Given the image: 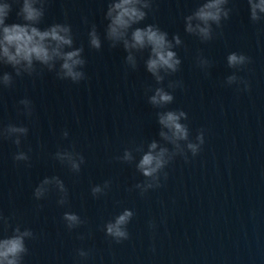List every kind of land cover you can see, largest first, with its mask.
Segmentation results:
<instances>
[{
    "label": "water",
    "instance_id": "water-1",
    "mask_svg": "<svg viewBox=\"0 0 264 264\" xmlns=\"http://www.w3.org/2000/svg\"><path fill=\"white\" fill-rule=\"evenodd\" d=\"M202 2L153 0V10L137 25L156 24L169 39L178 34L182 40L174 49L180 69L163 85L146 71L147 50L137 53L133 70L125 63L123 46L112 48L105 39L108 0L46 4L39 27L66 22L74 47L84 48L86 78L79 83L60 80L39 65L36 74L17 77L11 66L0 64V74L14 78L11 87H0V127L28 128L19 146L14 137L0 138V212L11 224L6 234L17 224L35 234L26 241L29 253L23 264H264V20H250L247 0H229L230 18L220 28L213 25V39L202 42L184 25V17ZM19 7L13 4L7 23L18 22ZM93 24L102 40L100 50L89 46ZM231 52L251 62L242 70L230 68L226 57ZM198 56L209 60V67H199ZM233 73L248 82V90L226 84ZM169 81H181L182 87L173 91ZM159 86L174 95L165 109L148 103V89ZM25 98L32 102L31 116L19 104ZM169 109L184 110L190 138L202 129L205 143L197 156L188 154L187 162L176 157L165 169L163 186L142 196L134 188L144 180L135 168L142 153L134 147L143 145L147 151L156 140L171 148L159 136L156 116ZM73 147L85 160L79 173L54 158L58 150ZM126 148H133L131 164L116 159ZM18 151L28 153L29 161H15ZM52 176L68 190L63 206L55 188L41 200L34 197L39 183ZM105 181L111 182L106 194L94 197L91 188ZM124 208L134 212L130 235L116 243L104 225ZM66 211L85 223L68 230L62 218ZM78 249L89 256L78 257Z\"/></svg>",
    "mask_w": 264,
    "mask_h": 264
},
{
    "label": "clouds",
    "instance_id": "clouds-1",
    "mask_svg": "<svg viewBox=\"0 0 264 264\" xmlns=\"http://www.w3.org/2000/svg\"><path fill=\"white\" fill-rule=\"evenodd\" d=\"M48 0H5L0 3V64L11 66L15 76L24 74L32 76L37 73V65L49 72H55L60 80H70L79 83L86 78L83 68L86 60L83 57L84 48L74 47V35L72 27L68 23H54L46 28L39 27L45 16ZM249 5L250 20L258 23L264 20V0H247ZM13 4H19L16 12L18 22L7 23ZM229 0H203L191 14L184 17L185 32L198 37L202 42L213 39L214 29L222 26V21L228 20L233 11L227 7ZM153 10V0H108L105 19L108 21L105 27V39L110 42L112 48L122 45L127 53L125 63L135 70L137 68V53L148 51V58L144 61L145 68L154 78L157 85H163L165 77L179 71L181 59L174 49L182 44L178 34L169 39L166 31L156 24H147L139 27L146 20L148 12ZM89 46L92 49L100 50L102 40L95 24L88 32ZM227 65L230 68L242 70L251 62V58L243 53L231 52L227 55ZM57 64L59 68L57 69ZM197 65L207 68L209 60L203 56L197 57ZM12 73L3 72L0 74V87L9 88L13 85ZM226 84H243L244 90L249 89V84L235 73L226 78ZM169 89L173 91L182 87L181 81H169ZM152 94L148 96V103L157 109L165 107L174 101L172 92L165 87L159 86L148 89ZM23 105L24 113L32 115V102L25 98L19 101ZM158 123L161 127L159 136L166 145L162 146L158 141L153 140L147 145L144 151L143 145L134 147L135 152L142 153L139 161L135 164L136 170L144 177L142 182L134 185L143 196L149 190L162 187V179L167 180L168 172L165 170L176 157H183L187 162L189 153L192 157L197 156L205 143L204 131L201 129L195 139L190 138V129L187 123V113L182 109L162 110L156 113ZM28 128L8 124L0 127V138L11 139L19 146L21 137L26 136ZM63 136L67 138L68 132L64 131ZM55 159L66 164L74 173H79L81 165L85 162L83 155L76 152L74 147L61 149L55 153ZM13 159L29 161L28 153L18 151ZM116 159L131 164L135 157L133 148H126L122 156ZM110 181L104 184L95 185L91 188L94 197L106 194L110 188ZM55 188L60 194L57 203L61 206L68 202V190L64 182L58 176L45 177L34 189L36 200L43 199L46 194ZM134 216L131 209L124 208L112 220L104 225L105 234L116 243L129 239L128 225ZM63 220L68 230H73L83 223L81 217L70 211L63 214ZM10 218L0 212V226L3 227L4 235H0V264H23L24 257L29 253L26 241L35 239V234L30 228H21L17 224L11 228ZM150 228H155L153 221L149 222ZM83 239V236L80 237ZM89 252L78 249L77 256L86 258Z\"/></svg>",
    "mask_w": 264,
    "mask_h": 264
}]
</instances>
